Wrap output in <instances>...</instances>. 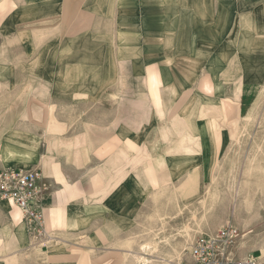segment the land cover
Segmentation results:
<instances>
[{"label":"crops","instance_id":"crops-1","mask_svg":"<svg viewBox=\"0 0 264 264\" xmlns=\"http://www.w3.org/2000/svg\"><path fill=\"white\" fill-rule=\"evenodd\" d=\"M215 1L0 0V95L24 101L18 112L29 121L20 127L30 129L17 134L10 122L0 124V147L14 142L37 149L36 159L25 163L18 158L6 163L0 151V171L7 164L38 168L51 187L50 177L81 175L92 161L96 172L94 199L85 195L75 206H63L51 188L45 195L47 226L51 219L61 224L60 218L79 225L56 230L64 234L57 245L33 246L20 210L0 198V264H102L97 258L118 249L119 231L133 224L141 194L163 190L175 205L170 194L179 193L189 174H198L199 162L209 168L213 145L206 120L196 116L199 75L209 73V65L214 74L219 66L218 80L225 83L230 79L224 69L232 59L237 62L240 114L264 80L261 53L249 55L245 46L225 44L235 37L237 15L230 0H219L217 8ZM83 107L93 108L86 110L95 113L93 121L51 115L83 112ZM40 128L48 129L46 141ZM160 128L165 133L158 142L154 134ZM189 132L203 136L200 156L155 153L154 146H176ZM42 143L48 145L44 153ZM82 143L90 146L86 156L71 159ZM59 149L64 153L55 154ZM159 158L171 174L160 187L148 183L149 165ZM102 229L109 235L106 242Z\"/></svg>","mask_w":264,"mask_h":264},{"label":"rangeland","instance_id":"rangeland-1","mask_svg":"<svg viewBox=\"0 0 264 264\" xmlns=\"http://www.w3.org/2000/svg\"><path fill=\"white\" fill-rule=\"evenodd\" d=\"M227 2L230 4L231 8H234V16L237 15V25L232 23V32H236L233 35H236L237 33L241 34L242 38H245V40H243V44L241 45L245 46L246 50H249V45L252 38L256 39L261 35H263L264 38V0H230ZM218 6L219 0L215 1V7L217 8ZM242 19L244 22H242ZM259 56L262 57V60L264 61V54H260ZM230 63L231 64L224 69L225 72H228L227 77L230 80H227V82L223 83L224 89L219 95L213 92V86L215 82L213 81L211 74L202 73L199 75L200 79L198 81L197 88L199 97L197 98L198 106L196 116L198 119L206 120V125L208 128L207 134L210 139L209 141L212 142L213 145V161L211 162L209 168H203V162H201V160L199 162L200 168L198 174L191 173L188 176V178L195 175L199 176V192H197V194L191 198H187L185 194L182 193L186 188L185 185L188 181L187 178L178 188L179 193L176 192L178 196L174 192L170 194L176 201L175 205L172 203V199L168 200L167 194L160 195L159 198L154 197L156 192L141 194L140 201L138 202L135 209L133 224H129L128 226L124 227L123 230L119 231V244L117 246L115 245V247L118 249L109 251L104 249V252H106L97 258V263L102 261V264H137L133 254H129L127 261L125 260V251H130L137 255L144 254L146 256L148 253L146 254V252H143L140 249V244L152 239L156 240V242L158 240L159 250L150 253V255L148 254L147 257L151 256L150 258H152L154 264L160 263L159 261L163 260L161 258L167 255V253L171 252L172 246L174 244L177 242L184 243L185 226L196 225L195 220L191 218L192 212L196 211L197 216H199V225H196L194 228L195 230L192 232L193 238L200 234L216 232L227 222H233L239 227L241 232L244 233L243 237L239 239L238 243L239 255L241 257L249 254L253 255L258 257L261 263L264 264V174H259L260 176H257L256 174L250 177L251 182L244 190V194L249 196L250 201L248 203L245 202V200H241L240 206L236 209V204L240 197V194L236 191V185H238V183L243 178L241 177L240 170L247 162V157L257 153V160H261L262 163H264V104L263 106L262 104L259 106L256 119H242L241 116L245 115L246 113L244 112L245 114H240L239 111L240 88L242 82L241 76L238 77L240 65L237 62H234L233 59L230 61ZM233 66H235L236 69H232ZM262 85L264 86V80ZM4 87H6V85H4ZM0 93H2V91ZM6 93L10 94L9 92ZM20 99L21 98L12 95H5L4 97L0 95V108H2V112H0V117L2 118V120L0 118V124H7L10 122L9 124L14 126V128L12 127L13 131L17 134H19L21 131H30L29 128L27 129L20 127L29 121L28 119L23 118V114L18 112L20 109L19 106L21 104H25L24 101L20 103ZM28 101L30 102V100ZM83 109V112H75L73 109V111L65 114L51 113V115L62 118L66 117L67 119L76 118L75 120L77 122H79V118H83V120L87 119V121H93L95 116L93 110L86 112L87 109L93 108L83 107ZM163 128H160V130L156 129L155 131L154 136L157 141L161 135L162 140L164 139L163 136L165 132H163ZM224 129H226L223 134L225 138V144L223 145L222 151L220 152L222 145V131ZM46 130L48 129H39V133L42 135L43 140L46 138ZM73 131H78V127ZM240 131L241 134L238 136L237 133ZM167 135L169 137V132H167ZM83 143L76 145L75 153L70 155L71 159L74 160L75 158H82L86 156L90 146ZM254 144H256L255 147L253 146ZM203 145L204 140L200 133L197 134L194 132H189L181 137L176 146L170 145L167 147L163 144L156 145L154 146V151H156L155 153H157V155L164 153L166 150H168V153L171 152L184 154H197L199 152L198 154L200 156ZM259 145L261 146L260 148ZM47 146L48 145H46V143L41 144V153H44L43 151H45ZM80 151L82 153L79 155ZM62 153H64L62 149H59L55 154L60 155ZM1 154L3 157L2 151ZM74 154L76 155L73 156ZM70 156L69 154H66L67 158ZM12 161L15 160H4L6 163H11ZM166 163L167 162H164V158H159L157 161L150 163L148 172L149 184L160 187L161 184L170 181L171 174L165 170ZM90 165V167L85 168L84 170L82 169L81 175H79L78 171H72L74 175L68 178L63 179L62 177L58 176L50 177V180L53 182L51 187L53 190L52 192H56L55 194L53 193V198L56 201V204L64 203L63 206H75L73 202L80 201L85 195H90L91 199H94V189H96V172L93 161L90 163ZM5 166L12 167V164H7ZM1 167L2 160L0 156V168ZM20 168L24 169L28 167ZM44 174L45 173H43V176L46 178V174ZM212 178L216 179L215 183L211 182ZM256 179L261 180V183L263 182L262 185L261 183L257 185ZM210 184L213 187L216 185L215 187L218 189L219 194H221V198H219L217 201H214L215 203L212 202L211 197L207 198L210 203L209 205L208 200L206 199L205 201V190ZM203 203L206 204V209L203 208ZM161 214L163 216L160 218ZM163 217L165 218L164 220H166L164 224L162 223ZM59 220L62 221L61 224L54 221L51 227L47 226L48 229L46 228V230L48 234L51 236L53 235L54 239L47 240V242L44 244L45 246L60 244V241L64 239V234L56 230L65 228L66 226L73 228H78L79 226L78 224H74V226L64 224L62 218L58 219V221ZM156 233L157 235H155ZM99 234L103 241L106 242L108 240L109 235L105 229L99 231ZM165 240H167L169 243L165 242ZM128 242L131 243V247L125 246L128 244ZM188 242L190 241H186V244H190ZM31 243L33 246H43L42 242L38 244L34 239L31 241ZM186 249L187 245L182 248V255ZM72 256L79 259L78 252L72 253ZM179 258L172 257L170 262L166 264H172V262ZM153 263L151 262L149 264Z\"/></svg>","mask_w":264,"mask_h":264},{"label":"built area","instance_id":"built-area-1","mask_svg":"<svg viewBox=\"0 0 264 264\" xmlns=\"http://www.w3.org/2000/svg\"><path fill=\"white\" fill-rule=\"evenodd\" d=\"M51 184L39 169L7 167L0 171V198L10 201L22 215L30 236L44 244L51 238L46 230L43 206ZM239 227L227 222L213 233L196 236L181 258L172 264H262L258 257L238 253Z\"/></svg>","mask_w":264,"mask_h":264},{"label":"bare ground","instance_id":"bare-ground-1","mask_svg":"<svg viewBox=\"0 0 264 264\" xmlns=\"http://www.w3.org/2000/svg\"><path fill=\"white\" fill-rule=\"evenodd\" d=\"M261 3V2H260ZM169 4V3H168ZM255 4V3H254ZM240 5V3H239ZM250 7V6H249ZM254 8V7H253ZM216 10V9H215ZM240 17V16H239ZM242 22H244V20L242 19ZM257 25V24H256ZM173 33V32H172ZM239 33H237L235 35L234 38H229L230 40L226 41L225 44L229 46V44L232 46V47H237V46H242L241 44H243V38H241L239 35ZM262 34V33H261ZM221 43V42H220ZM248 54H254V53H261V54H264V38H263V35H261L259 38H252V40L250 41V45H249V50H246ZM246 53V52H245ZM231 64V63H230ZM229 64V65H230ZM228 66V65H227ZM204 67V66H203ZM218 68L219 66H215V71H214V74L211 73V76H212V79L213 81L215 82L214 83V86H213V92L216 93V94H220L221 91H223L224 89V84L222 82H219L218 78H219V72H218ZM208 69L210 70V72H212V65H209L208 66ZM232 69H236L235 66H233ZM232 69H231V72H232ZM224 71V70H223ZM209 72V73H210ZM230 76V74H229ZM262 104H264V86L262 87V89L259 91L257 97L255 98V100L252 102L249 110L246 112L245 115H242V119L246 118V119H256L257 117V114H258V110H259V106ZM263 118V117H262ZM241 134V131L239 133H237L238 136H240ZM236 135V134H235ZM159 142V141H158ZM262 144V142H261ZM61 146V145H60ZM254 147L256 146V144L253 145ZM261 146L259 145V148ZM154 148V147H153ZM37 150V149H36ZM35 150V147L33 146H26L25 144H19V143H14V142H5L3 144V147H1V151L3 153V159L4 160H11V159H17L19 161H22V162H30L32 160H35L36 159V156H37V151ZM156 152V151H155ZM162 152V151H161ZM257 154V153H256ZM256 154H252L250 155L247 160V162L244 164V166L241 168L240 172H241V177L242 180L238 183L237 186V192L240 194V197H239V200L237 201V204H236V209L240 206V202L241 200H245V202H248L250 201V198L248 195H245L244 194V190L246 189V187L249 185V183L251 182L250 180V177L253 176V175H256L257 176H260L261 174H264V163H262L261 160H257L258 158V155L256 156ZM41 158V157H40ZM264 159V158H263ZM262 159V160H263ZM218 167V166H216ZM260 174V175H259ZM259 178V177H258ZM255 181V180H254ZM212 183H215L216 182V179L215 178H212L211 180ZM211 183V184H212ZM259 183H261V180H257L256 179V184L259 185ZM263 183V182H262ZM261 183V185H262ZM199 184H200V178L198 175H195L193 177H189L188 178V181H187V184L185 185V189L182 193L185 194V196L188 198H191L193 196H195L197 194V192H199ZM209 185L207 187V189L205 190L206 193V198H205V201L207 198L211 197L212 199V202L214 201H217L219 198H221V194H219L218 192V189H216V185L213 187L212 185ZM170 187V186H169ZM264 187V186H263ZM165 191V190H164ZM165 193V192H164ZM163 190L162 192H156L155 193V196L154 197H157L159 198L160 195H163ZM176 194V193H175ZM177 195V194H176ZM178 196V195H177ZM175 197V196H174ZM184 197V195H183ZM177 198V197H176ZM204 198V197H203ZM156 199V198H155ZM208 200V199H207ZM199 203V202H198ZM208 203H209V200H208ZM215 203V202H214ZM201 205V204H200ZM210 205V203H209ZM214 205V204H213ZM203 208H207L206 204L203 203ZM200 207V206H199ZM213 208V207H212ZM209 210V208H208ZM212 210V209H211ZM214 210V209H213ZM198 211V210H197ZM203 211V209H202ZM202 213V212H201ZM213 213V212H212ZM211 213V214H212ZM160 214V213H159ZM207 214V213H206ZM210 214V213H209ZM208 214V215H209ZM163 215L161 214L160 215V218L162 217ZM172 217V216H171ZM199 216H197V213L196 211H193L192 212V216L191 218L193 220H195V224L196 225H199V221H198V218ZM209 217V216H208ZM154 218V217H153ZM202 218V217H201ZM165 218L163 217V224L166 222V220H164ZM55 221V220H54ZM161 221V220H160ZM70 222V223H69ZM53 224V220H49V223H48V226L51 227ZM68 225L70 226H74L75 222H74V219L73 220H70L68 221L67 223ZM162 224V225H163ZM45 225H46V221H45ZM196 225H186L185 226V241L184 243H181V242H177L176 244H174L172 246V250L171 252L167 253V255L163 256V259L162 261H159L160 263H157V264H166L168 262H170V259H172V257H177V258H181L183 255H182V248L184 246L188 245L189 244H186V241H190L188 243H191V241L194 239L192 236V232L193 230H195L194 228L196 227ZM21 226V225H20ZM19 226V227H20ZM124 226V225H123ZM46 228H47V225H46ZM48 229V228H47ZM160 229V228H159ZM155 231V230H154ZM158 231V230H157ZM162 231H163V228H162ZM183 231V230H182ZM183 234V235H184ZM102 235V234H101ZM157 235V233L155 234ZM106 237V236H105ZM168 237V236H167ZM103 238V237H102ZM153 238V237H152ZM158 238V237H157ZM149 239V238H148ZM165 242L169 243L167 240H165ZM45 244V243H44ZM122 244V243H121ZM160 244V243H159ZM32 246V245H31ZM125 246L127 247H131V243L128 242V244H126ZM41 248V245H38L36 246V248ZM34 248V247H33ZM159 246H158V240L156 242V240L152 239V240H147L145 241L144 243H141L140 244V249L143 251V252H146V254L148 253L150 255V253L152 252H155L158 249ZM171 249V248H170ZM125 250H129V249H125ZM169 251V249H168ZM164 252V251H163ZM263 252H264V249H263ZM37 253V251L35 252ZM38 254V253H37ZM129 254H133V256L135 257V262L137 264H149V263H153V260L152 258L150 257H147V255L145 256L144 254L142 255H137L133 252H130V251H125V260L127 261L128 257H129ZM157 254V253H156ZM154 255V254H153ZM182 255V256H181ZM134 261V260H133ZM134 264V263H133ZM154 264V263H153Z\"/></svg>","mask_w":264,"mask_h":264}]
</instances>
